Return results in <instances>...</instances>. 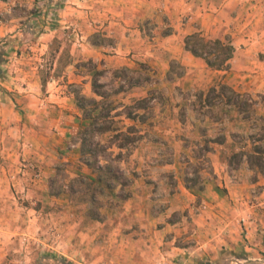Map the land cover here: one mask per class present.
<instances>
[{
	"label": "crops",
	"instance_id": "1",
	"mask_svg": "<svg viewBox=\"0 0 264 264\" xmlns=\"http://www.w3.org/2000/svg\"><path fill=\"white\" fill-rule=\"evenodd\" d=\"M36 3L0 0V38L11 39L0 63V264H55L34 257L54 245L77 264H197L198 259L218 258L223 249L246 252L249 260L264 264V176L253 182L248 168L231 171L223 147L214 144L210 166L203 171V191L184 181L182 164L194 158L183 137H198L199 128L207 126L210 135L223 129L231 141L232 131H243L236 126L243 119L234 110L222 119L188 114L191 131L182 128L186 123L176 114L171 115V134L163 136L157 126L156 135L172 137L170 152L179 162L137 166L135 192L110 212V225L108 220L79 227L62 223L66 217L74 219L78 207L65 194L51 196L48 183L56 163L80 158V142L68 138L81 114L73 89L84 87L83 93L94 95L91 76L80 65L83 59H92L104 76L117 68L146 65L153 76L165 79L176 59L185 72L167 82L182 92L194 94L224 82L239 93H248L250 86L264 93V0H66L52 21L45 12L32 18L16 11L18 6L32 10ZM196 31L207 38L230 37L235 51L228 69L210 68L204 58L185 49L186 36ZM97 34L112 42L93 43ZM56 37L69 41L73 59L58 75L62 48L50 60ZM48 73L45 81L43 74ZM256 114L264 117V100ZM158 117L154 115L155 122L164 123ZM229 123L236 127L228 130ZM146 143L150 154H164L165 145ZM42 202L60 205L57 241H50V226H19L23 218L35 224L54 218L39 209ZM25 236L34 237V246L14 247L17 240H30ZM24 251L20 261L8 259L10 253Z\"/></svg>",
	"mask_w": 264,
	"mask_h": 264
},
{
	"label": "trees",
	"instance_id": "2",
	"mask_svg": "<svg viewBox=\"0 0 264 264\" xmlns=\"http://www.w3.org/2000/svg\"><path fill=\"white\" fill-rule=\"evenodd\" d=\"M65 1L37 0L32 10L18 6L16 11L18 13L25 12L32 18L45 12L49 16V20L52 21L55 17V10L60 8ZM10 42V38H0V63L4 61L6 46ZM92 42L102 44L112 41L97 34L92 37ZM50 47L52 62L57 58L62 48L55 72L58 75L73 60L70 46L63 45V41L56 37ZM185 49L204 58L207 65L213 69H228L229 61L235 51L229 36L224 39L207 38L200 31L186 36ZM80 65L90 74L94 93V95L88 96L79 87L73 89L81 114L77 115V125L71 128L68 139L80 142V158L76 161H60L54 165V172L48 180L49 194L55 197H59L62 193L67 195L69 200L78 207L79 213L83 215L84 223L104 222L108 220L111 211L121 208L135 192V181L139 176L135 168L138 165H132V160L129 163L130 169L125 171L121 168L120 162L129 161L140 141L153 140L159 145H165L164 154L160 156L164 163H172L173 156L170 152L171 147L166 145V140L156 135L158 124L154 120L155 104L151 103V100L156 98V90L148 92L145 96L139 97L125 106L118 107L114 102L115 95L139 85L140 81L134 75L138 70L129 67L114 69L112 80L117 84V87L108 89V85L102 80L105 74L104 69L99 68L89 58L82 60ZM141 67L147 68L146 65H141ZM184 72L185 67L178 60L173 59L167 79L174 82ZM50 75V73L43 74L44 80L46 81ZM0 76H3L1 68ZM146 78L149 79L150 75H147ZM175 87L180 88L178 85ZM184 94V102L176 114L183 124L187 122L188 103L192 93L188 91ZM158 95L161 97L160 94ZM193 96L194 99L190 102L191 109L201 118L209 115L214 119H222L229 115L230 109L237 113L238 120L243 119V121L251 122L254 118L253 105L248 102L245 94L236 92L224 82L213 85L208 90L196 91ZM121 107L124 108L122 113L118 110ZM125 119H131L133 122L126 123ZM262 121L261 126L248 134L247 137L236 132L230 133L231 141H228L223 129L216 135H210L205 127L199 128L198 137L193 135L183 137L184 145L192 146L194 158V161L190 158L186 160L184 181L187 187L196 189L197 192L203 191V171H206L210 166L214 144L223 147V158L227 161L231 171H241L246 167L252 171L249 179L253 182L264 176V120ZM98 135H109L108 142L104 144L101 140H97ZM113 146L119 150L115 152ZM169 178L173 184V174H170ZM173 218L174 216L171 217V219ZM111 219L108 220V225H110ZM197 264L260 263L249 260L246 252L237 254L223 249L218 258L198 259Z\"/></svg>",
	"mask_w": 264,
	"mask_h": 264
},
{
	"label": "rangeland",
	"instance_id": "3",
	"mask_svg": "<svg viewBox=\"0 0 264 264\" xmlns=\"http://www.w3.org/2000/svg\"><path fill=\"white\" fill-rule=\"evenodd\" d=\"M65 44H67V46H70V43H69L68 40L63 42V45H65ZM50 58H51V56H50ZM83 60H85V59H83ZM140 64H141V62H140ZM150 64L156 66L157 70H159V65H156L155 63H150ZM143 68L144 67L140 66V69L134 74L135 78L140 81L139 85H135L134 87L129 88L127 91L122 92V93H120L118 95H115L113 97L114 100H115L114 102H115V104H117L118 107H120L122 105L125 106L127 104H131L133 102V100H135V99H137L139 97L145 96L146 94H148V92L150 93L152 90H156V92H155L156 98L154 97L151 100V103L155 104V110H154L155 116H156V114H158L159 120L161 122H164L162 124H158V128H163V131H162V135L163 136H165V134H171V132L174 131V129H173L174 125L171 122V120H172L171 118H173L175 116V115L174 116H171V115L172 114H178L179 108L181 107V105L184 102L183 101V97L185 95L184 93H186V92H182V90L179 89V88H173L172 83L169 84L167 82V78L165 79L161 74L153 76L149 72L150 70L149 71L147 70L148 68H146V69L145 68L143 69ZM160 69H161V66H160ZM147 75H150L149 79L146 78ZM103 81L108 85V89H112V88H116L117 87V84H115V82H113V80H112V74L111 75H109V74L105 75L104 78H103ZM216 83L217 82H215V84ZM244 85H245L244 87H248L246 84H244ZM250 87L252 88V86H250ZM250 87H249V92L248 93H244V94H245L246 98L248 99V102L253 105L254 112H255L254 113V118L252 119L251 122L242 120L241 122L243 123V125H242V123L241 124H237L236 123V126H239L237 128L239 130H243V131L235 130V131L231 132V133H233V132L240 133L241 135H244L245 137H247V135L250 134L251 132L256 131V128L257 127L259 128L261 126V124L263 123L262 120H264V117H262V115L256 114L257 113V108L260 107V104H261L262 100H264V93L254 91L255 87H253L254 88L253 90L250 89ZM83 88L84 87H82V89ZM158 94H160L161 97H159ZM193 99H194V96L192 94L190 96V98H189L188 105H191L190 102H192ZM257 103H258V105H255ZM191 108H192L191 106L188 107V109L190 111L187 112V116H188V114L190 116H192L193 113H195V111H193ZM118 110H119L120 113H122L124 108L121 107ZM123 118L124 117L122 116V119ZM124 121L126 123L133 122L131 119H125ZM227 126H228L227 129L230 130L229 128L231 126H233V125L231 123H229V124H227ZM236 126H233V127L235 128ZM202 127H204V126H202ZM182 128H186L188 131L192 130V124L190 123V119H189V122L188 121L186 122L185 127H182ZM205 128H207V126H205ZM165 130H167L166 133H163ZM171 130H173V131H171ZM221 131L222 130L218 131V133H220ZM157 132H158V129H157ZM168 136L169 137H164L163 139L166 140V142L168 143V144L166 143V145L169 146V141L172 140V137L170 135H168ZM108 137H109V135H98L96 137V139L97 140L99 139L104 144H106L108 142ZM146 141L147 140H143V141H140L137 144V147L134 149V151H133V153L131 155V158L129 159L128 162H126L125 160L120 162V166H121L122 169H124L125 171H128L130 169L129 163H131L132 160H133L132 161V165L136 164L140 168H141L140 165H144L145 167L147 165H151V167H153V165H157L159 162H162L161 161L162 158H160L161 155L157 156L154 153L150 154V152H151L150 151V147L146 148V146H150V145L147 144ZM137 148H138V150H137ZM151 148H154V147H151ZM180 148H181V146H180ZM142 149H143V151H142ZM113 150L115 152H117L119 149L116 146H113ZM174 161H176L178 163L179 159L175 160V156H173V162L172 163H174ZM182 163H185V162H182ZM186 164L187 163L182 164L183 165L182 167L184 168V166H186ZM138 167L135 168V169L139 170ZM138 170H137V172H138ZM148 170L149 169L147 167V171ZM145 171L146 170H144V172ZM144 172H142V173H144ZM158 173H160V171H157V170L154 171V174L158 175ZM152 174L153 173H149V174L147 173V175H152ZM140 180L138 179V181H140ZM62 194H64V193H62ZM36 206H37V204H36ZM38 206H39L40 210H43L44 212L46 211L45 213L53 215L54 218L50 219V217L47 218L45 216L46 217L45 220H42V221L39 220V221L36 222V224L33 223V222L31 223L27 219L23 218V219L20 220L19 226L21 228H26V227H28L29 225L32 224V226H33L32 229L36 228V226H39V224L45 225V227H47V228H49V226H50V228H49V232L51 234V240L50 241L54 242V241L59 240V238H61L60 234L62 232V231H59L61 226H59V224H58L59 222H61V218L60 217L58 218L59 214L61 213V209L59 208L60 205L58 203H56V202L55 203H52V202L44 203V202H42L41 204L38 203ZM263 209H264V205H263ZM75 210H77V209H75ZM173 216L177 217L176 214L173 215ZM82 220H83V218L78 213L77 216L74 219L72 218L70 220L69 217H66L65 220L62 223H65V222L67 224L70 223V225L68 224V227H72V225H75L76 227H79L80 225H84V222ZM28 236H25V237H28ZM30 237H28V238L31 241L28 240V239H23V241L20 240L21 242L17 240L15 242V244H14V247L17 248L19 243L21 245L24 243L23 244L24 246H26V245H29V246L33 245L34 246V242L33 241L35 239H34V237H31V238ZM53 248L54 249H51L50 251H47V249H45V250H41L38 253L35 252V254H34L35 256L34 257L37 260H41L43 262H47L48 260L52 259V260H54L55 264H68L67 262H70L71 264H73V263L77 264V263L73 262L71 259H69L68 257H65L64 255L60 254L59 250L56 249L55 245H54ZM26 254H27L26 251H24V252H16L15 254L13 253V255H12V253H10L8 259L9 260H14L17 257L16 259L18 261H20L21 259L19 257H25Z\"/></svg>",
	"mask_w": 264,
	"mask_h": 264
}]
</instances>
